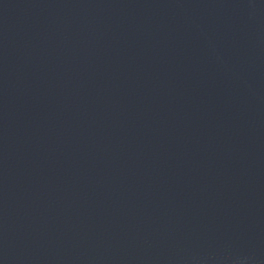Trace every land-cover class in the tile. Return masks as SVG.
I'll use <instances>...</instances> for the list:
<instances>
[{"label":"water","instance_id":"1","mask_svg":"<svg viewBox=\"0 0 264 264\" xmlns=\"http://www.w3.org/2000/svg\"><path fill=\"white\" fill-rule=\"evenodd\" d=\"M0 264H264V0H0Z\"/></svg>","mask_w":264,"mask_h":264}]
</instances>
